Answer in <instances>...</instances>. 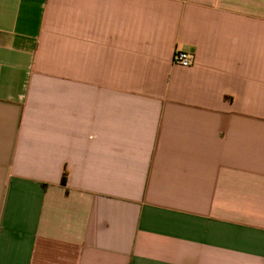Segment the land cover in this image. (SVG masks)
<instances>
[{"label": "crops", "instance_id": "obj_1", "mask_svg": "<svg viewBox=\"0 0 264 264\" xmlns=\"http://www.w3.org/2000/svg\"><path fill=\"white\" fill-rule=\"evenodd\" d=\"M0 264H264V0H0Z\"/></svg>", "mask_w": 264, "mask_h": 264}, {"label": "built area", "instance_id": "obj_2", "mask_svg": "<svg viewBox=\"0 0 264 264\" xmlns=\"http://www.w3.org/2000/svg\"><path fill=\"white\" fill-rule=\"evenodd\" d=\"M174 63L183 68L189 67L192 64L191 56L183 51H176L174 55Z\"/></svg>", "mask_w": 264, "mask_h": 264}]
</instances>
